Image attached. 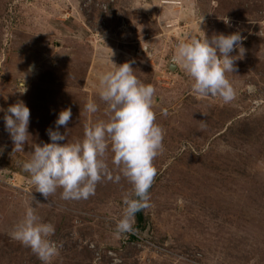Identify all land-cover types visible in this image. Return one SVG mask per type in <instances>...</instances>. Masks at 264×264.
<instances>
[{"label":"rangeland","instance_id":"374dc122","mask_svg":"<svg viewBox=\"0 0 264 264\" xmlns=\"http://www.w3.org/2000/svg\"><path fill=\"white\" fill-rule=\"evenodd\" d=\"M203 32L244 38L226 73L229 103L194 94L190 77L171 66L176 45ZM109 57L131 62L155 87L164 131L150 206L119 235L132 185L110 148L103 159L113 179L87 199L64 200L58 188L46 200L22 168L35 144L51 142L47 130L62 110L72 111L59 128L67 143L109 119L98 79L112 70ZM21 100L30 109L24 152H13L0 112V264H42L12 238L29 206L62 245L50 264H264V0H0V108ZM90 101L96 113L85 110Z\"/></svg>","mask_w":264,"mask_h":264},{"label":"clouds","instance_id":"9594fccd","mask_svg":"<svg viewBox=\"0 0 264 264\" xmlns=\"http://www.w3.org/2000/svg\"><path fill=\"white\" fill-rule=\"evenodd\" d=\"M243 39L239 32L215 34L211 38L205 33L203 38L190 37L176 45L171 66L179 65L190 77L194 94L219 97L229 103L234 100L235 92L226 73L235 72L236 57L244 53ZM234 51L238 55L233 56ZM111 52L112 57L114 53ZM111 57L108 62L112 70L98 77L99 95L107 105L109 119L86 126L82 141L67 143L66 133L61 134L59 128H66L72 111L71 108L62 110L55 121L56 130H47L51 142L35 144L30 160L23 162L22 168L30 175L35 192L46 200L58 188L63 189L61 198L64 200L87 199L95 193L97 183L103 178L113 179L103 159L110 148L112 163L132 185V193L123 201L126 206L124 216L116 224L119 235L132 231L131 221L136 212L150 206L149 189L157 174L153 161L163 150L164 131L156 124L152 110L155 87L137 78L131 62L117 66ZM85 110L96 113L99 109L94 101H90ZM0 112L4 113V126L13 143V152H24L31 137L28 131L30 109L21 100L6 110L0 108ZM2 152L3 148H0ZM120 179V175L115 176L116 182ZM31 199L34 201L32 196ZM54 235L55 226L43 222L32 206L26 209L12 232V238L29 247L42 264H50L62 247L51 239ZM114 264H120L119 259Z\"/></svg>","mask_w":264,"mask_h":264}]
</instances>
